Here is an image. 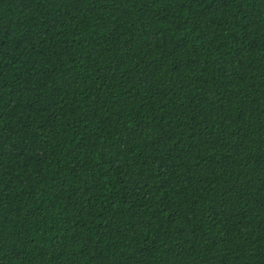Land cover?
Masks as SVG:
<instances>
[{"label":"trees","instance_id":"obj_1","mask_svg":"<svg viewBox=\"0 0 264 264\" xmlns=\"http://www.w3.org/2000/svg\"><path fill=\"white\" fill-rule=\"evenodd\" d=\"M0 264H264V0H0Z\"/></svg>","mask_w":264,"mask_h":264}]
</instances>
